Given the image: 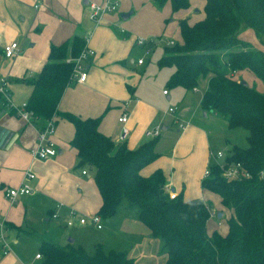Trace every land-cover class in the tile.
<instances>
[{"label":"crops","instance_id":"obj_1","mask_svg":"<svg viewBox=\"0 0 264 264\" xmlns=\"http://www.w3.org/2000/svg\"><path fill=\"white\" fill-rule=\"evenodd\" d=\"M107 1L0 0V80H7V92L14 104L27 103L33 90L31 81L39 76L48 60L51 46L72 41L75 37L85 39V44L95 51L87 62V80L85 83L68 84L59 102V111L82 119L100 118L99 131L116 144L125 143L131 150L152 139L146 136V131L160 127L162 131L169 132L171 125L176 126L179 134L168 136V141L175 140L167 147L165 154L156 150L163 146L165 136L161 131L155 147L158 157L141 170V175L149 177L155 171L162 170L167 186L178 194L182 193L185 200L200 199L208 203L210 197L203 198V195L214 193L202 187L204 173L214 162L213 154L223 151H213L216 139L213 128L218 118L201 106L206 83L194 90L185 89L179 107L169 105L167 109H161L153 102V96L139 90L142 81L137 75L133 77V72L129 70L131 68L127 66L129 59L134 63L131 56L135 46L151 52L160 46L164 49L169 41L175 42L169 39L165 41V46L162 36L157 37L163 28V21L167 23L169 17H164V14H169L171 5L158 6L153 0H120L119 12L107 14L96 24L89 18V6ZM202 1L200 9L191 3L183 17H177L178 26L181 19H188L193 24L204 18L203 14L195 16L205 6V0ZM161 24L162 28L159 29ZM143 37L152 43L148 50L137 44V39ZM12 43H18L20 51L14 57L7 58L4 47ZM139 60L142 59H138V65H145L144 61L139 64ZM243 79L250 86L255 81L253 79L250 83L248 79ZM165 90L163 95L170 100L172 96L168 90L165 95ZM193 92H201L197 102ZM2 106L0 130L5 129L9 134L0 145V232L5 234L8 243L9 240L14 242L20 234H38L41 243L47 240L64 246L84 247L78 232L97 228L91 218L98 213L102 198L89 172L90 167L78 166L77 150L71 145L75 134L73 123L62 117H54V140L58 154L46 160L34 159L31 151L37 146V128L14 115L6 104ZM170 107L176 108L175 115L187 124L185 129H179L174 123V115L168 112ZM125 109L129 113V135L125 142H119L122 124L118 119ZM197 115L202 120H198ZM195 155L197 158L194 160ZM29 169L35 174V178L29 182L33 192L12 203L5 192L22 184ZM84 170L87 174H83ZM217 197L216 209L222 206L221 199ZM71 210L78 215L73 219V225L67 226ZM55 214L58 217L55 218ZM219 214L218 218H214V213H211L207 223L209 235L219 232L225 236L228 233V223L222 225ZM81 217L87 218L88 222L81 224ZM113 220L120 238L112 241L109 249L104 248L106 251H124L136 264L166 263L163 241L151 235L138 215L116 216ZM68 227H73L75 233H69ZM104 227L103 224L101 229H97L103 230ZM10 254L13 264H26L14 251L3 254L1 249L0 262ZM37 254L39 252L34 260L39 264Z\"/></svg>","mask_w":264,"mask_h":264},{"label":"trees","instance_id":"obj_2","mask_svg":"<svg viewBox=\"0 0 264 264\" xmlns=\"http://www.w3.org/2000/svg\"><path fill=\"white\" fill-rule=\"evenodd\" d=\"M153 1L158 6L170 3L173 13L191 6L190 0ZM179 28L181 42L166 46L159 61L160 67L174 68L168 86L194 90L206 83L203 110L226 121L229 129L248 131V147L232 146L226 163H242L251 177L228 181L219 166L211 165L210 175L202 181V187L219 196L221 205L233 212L227 235L208 234L209 203L185 200L182 193L171 199L162 170L149 177L141 175L158 157V137L131 150L99 131L100 118L82 119L59 111L73 74L71 59L80 55L85 39L75 37L51 46L47 62L31 81L28 109L39 119L40 128L57 116L73 123L71 145L77 150L78 166L93 169L101 194L97 214L108 223L127 200L151 235L163 241L165 264H264V177L260 176L264 171V90L233 77L249 70L264 85V51L241 38L242 31L252 29L264 41V0H205L204 18L193 24L181 19ZM4 104L0 95V110ZM39 254V264H136L126 252L106 251L103 245L89 254L82 245L45 240Z\"/></svg>","mask_w":264,"mask_h":264},{"label":"rangeland","instance_id":"obj_3","mask_svg":"<svg viewBox=\"0 0 264 264\" xmlns=\"http://www.w3.org/2000/svg\"><path fill=\"white\" fill-rule=\"evenodd\" d=\"M190 1L193 5L196 4L195 8H199V9L201 6L200 4H202L203 2L202 0H190ZM120 6L117 9L118 12L121 8ZM171 12L172 10H170L169 14L168 13L164 14V17H169V18L167 20V23L165 22V20L163 21V28H162V24L159 25V29L162 28V30L161 31L159 30L160 31L159 36L157 35V37L162 36L164 45H165V41L169 39H172L178 43L181 42V34H180L179 26H178L177 17L179 16L180 18H182L183 14H185L186 11L183 9L175 13H171ZM201 14H203L204 16V7H203L202 12L195 13V16H200ZM191 17L193 18L194 16L191 15ZM241 35L244 36L243 38L241 36L242 39L251 43L255 48L261 49L264 51V41L263 40L261 41L252 29H245L244 31H242ZM143 38L149 41V39L145 37ZM134 48H135L134 53L131 56V59H134V63L130 62V59H129L127 60V66L131 68L129 70L133 72V77L137 75L141 79L142 84L139 90L142 89L143 92L148 93L149 95L153 96V99H154L153 102L157 106L161 107V109H167L169 105L179 107L180 102L182 101V97L184 94L183 92L185 91V89L182 87L171 88L168 86V81H169L168 78H170L169 75L173 72L174 68L159 66V61L165 54L163 46H160L158 49H155V50L152 49L151 52L150 51L146 52V50H143L144 48H140L138 46H135ZM138 59H142L145 62V65L143 66L138 65L137 64ZM233 77L239 81L240 80L246 81L245 79H243V78H246L250 81V83L253 79H255L252 85H255L257 90H259L260 92L264 90L262 81L258 79L249 70H242L238 74L235 73ZM164 89H167L170 92V95L172 96L170 100H167L166 97L163 95ZM178 90H183V91L181 92ZM193 94H194L195 101L197 102L199 96L201 95V92H193ZM217 118L218 119L216 120L218 121V123L217 124L215 123L214 128H213V131L215 132L213 136H215L216 138L213 151L217 152L218 150H222L225 155H228L230 150L232 149V146L234 145H238L239 147H242V148L248 147V141H247L248 131L246 129L244 128L229 129L227 127L226 121H224L223 119L219 117ZM197 119L202 120L199 115H197ZM173 133L177 135L179 134L177 131V127L174 125H171L169 132L162 131V136H165L163 146H160L158 149L156 148V150H158L159 152H163L165 154L166 153L165 150H167V147L169 145H172V142L175 140L174 138L168 141V136H170ZM196 158L197 156L195 155L194 160ZM89 172L91 175H93L94 173L93 169L91 168ZM208 196L210 197V200L208 201V203L211 206L210 208L211 212L214 213V218H218L217 214L222 213V215L219 217V219L222 220V223H223L222 225H224L225 222L228 223V220L231 217L233 212L231 210L223 208L222 206L221 207L219 206L216 209L214 206L217 205L216 201L218 197L214 194H210V195H203V198L208 197ZM137 212L138 211L136 208L129 207L128 201L124 200L122 205L118 208L113 219L116 216H118V218L137 216L138 215ZM113 219H112L111 225L103 221V224L105 225L103 230H98L97 228L94 227V229L88 232H78L87 253L94 254L96 245H103L104 248L109 249L110 243L120 238L119 232L117 231V227H115L116 225L114 226ZM53 224L55 223H51V225ZM222 225L220 227H223ZM73 229H74L73 227H68L67 231L69 233L70 232L75 233V230ZM37 235L38 234H32V235L31 234L30 235L20 234L16 237L14 242L13 240H9L11 250L14 251L16 255H19L22 261L24 262L26 261L25 262L26 264H37L38 263L36 262V260H34V257H35V254L39 252V248L41 245V241H40L41 236L38 235L40 236L38 237ZM70 236L73 237L71 234ZM11 256L12 255L10 254L9 256L4 257V259L0 262V264H13Z\"/></svg>","mask_w":264,"mask_h":264},{"label":"built area","instance_id":"obj_4","mask_svg":"<svg viewBox=\"0 0 264 264\" xmlns=\"http://www.w3.org/2000/svg\"><path fill=\"white\" fill-rule=\"evenodd\" d=\"M119 7V1L118 0H108L104 4H96L91 3L89 6V18L95 22L96 24H99L103 18L112 12L117 11ZM88 40V39H87ZM86 40V42H87ZM137 44L139 46L146 47L147 50L149 49L150 44H152L150 41H147L144 38H138ZM176 43L173 41L168 42V46H174ZM19 44L18 43H12L9 45H6L4 47V53L7 58H12L15 55L19 53ZM95 55V51L90 49L86 44L83 48L80 55L76 58L71 59L72 62H74V69L73 74L71 77V82L76 83H85L88 77L87 72V62L88 60ZM143 60H139V64H142ZM7 80L1 79L0 80V95L4 98L6 102V107L13 111L15 115L23 120L25 123L33 125L35 128H37L38 132V140H37V146L32 149L31 155L34 159H41L46 160L52 157H55L58 154L56 142L54 140V135L56 131L55 123L54 121L48 120L46 121V124L44 127H39L36 122L39 121V119L34 115L32 111L28 109L27 103H24L22 105H16L14 104L10 96L7 92ZM164 94L167 95L168 91L165 90ZM127 107V104H125V108ZM168 112L172 115H174V123L178 125L179 129L183 130L187 127V124H184L180 121V119L175 115L176 114V108L170 107ZM129 120V113L125 109L124 112L119 117L118 121L120 124H122V129L119 134V142H125L128 135H129V129L127 127V123ZM161 128L158 127L154 130H148L146 131V136L150 138H156L160 136ZM227 155H225L223 152H217L216 154H213L214 162H212L207 170L204 173V178H207L210 175V166L211 165H217L222 170V176L228 180V181H241L243 179H247L251 177L250 172H248L242 163L235 162V163H226ZM83 174H87V171L84 170ZM261 177H264V171L260 174ZM35 178V174L29 169L25 173V181L20 184L18 187L9 188L5 192V196L12 202H16L19 197L24 195H29L33 192V188L30 185V181ZM166 191L169 193L171 199H176L178 197V192H176L174 189H171L170 187L166 186ZM77 212L75 210L70 211V219L66 222L67 226L73 225V219L77 217ZM54 217H58L57 214L54 215ZM79 221L81 224H86L88 222L87 218L81 217L79 218ZM91 222L97 226V228L101 229L103 227V220L101 216L98 214L94 215L91 218ZM0 249L3 254H8L11 250L10 244L7 241V238L3 232H0ZM37 259H41V255H36Z\"/></svg>","mask_w":264,"mask_h":264},{"label":"water","instance_id":"obj_5","mask_svg":"<svg viewBox=\"0 0 264 264\" xmlns=\"http://www.w3.org/2000/svg\"><path fill=\"white\" fill-rule=\"evenodd\" d=\"M243 84H247L246 81H242ZM9 133L7 132V130L2 129L0 130V145L3 143L4 138L8 135ZM222 213L219 214V216H221ZM71 242H73V239H70Z\"/></svg>","mask_w":264,"mask_h":264}]
</instances>
